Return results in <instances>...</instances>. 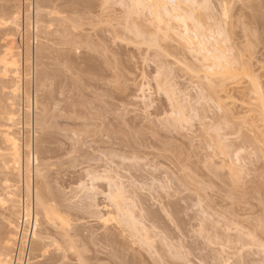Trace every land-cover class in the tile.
<instances>
[{"label": "rangeland", "instance_id": "1", "mask_svg": "<svg viewBox=\"0 0 264 264\" xmlns=\"http://www.w3.org/2000/svg\"><path fill=\"white\" fill-rule=\"evenodd\" d=\"M36 2L0 0V63L14 42L21 77L5 78L0 64V259L13 260L24 199L33 206L29 189L36 187L54 214L40 218L41 240L35 247L31 241L29 264H264V25L248 21L262 4H241L245 19L235 22L232 36L245 42L243 58L233 61L232 75L210 78V89L203 73L176 72L182 58L191 64L188 54L176 53L177 69L165 58L151 60L145 46L137 57V46L123 40L130 35L119 25L118 0H42L39 33L33 31ZM12 15L21 28L10 29ZM207 24L204 30L215 27ZM164 63L174 71L161 70ZM7 111L22 126L13 128L22 158L30 162L26 141L37 150L40 176L27 172L25 182L3 166ZM27 162V171L35 168ZM113 183L124 189L136 224L108 215ZM133 224L144 229L136 232ZM108 233L115 235L105 239Z\"/></svg>", "mask_w": 264, "mask_h": 264}, {"label": "bare ground", "instance_id": "2", "mask_svg": "<svg viewBox=\"0 0 264 264\" xmlns=\"http://www.w3.org/2000/svg\"><path fill=\"white\" fill-rule=\"evenodd\" d=\"M12 1V0H11ZM71 1V0H70ZM108 1V0H107ZM117 1V0H116ZM2 2V1H1ZM9 2V1H8ZM48 2V1H47ZM56 2H57V0H56ZM55 2V3H56ZM60 2V1H59ZM64 2V1H63ZM69 2V1H68ZM237 2H239L240 4H237V6H235L236 8H238L239 6L238 5H240V9L239 10H237L234 6H233V4H236ZM258 2L259 3H261L262 5H259L258 4ZM6 3V2H5ZM31 3V2H30ZM35 3V2H34ZM73 3H74V1H73ZM75 3H78V2H76L75 1ZM82 3V2H81ZM90 3V2H89ZM120 4V6H122V8H123V10L121 9V15L122 16H120V15H118V16H120L121 17V19H120V22L119 21H117V23L119 22V25L121 24V27L123 26L124 27V29L126 28V33H127V35L129 36L130 35V37L128 38H125V39H123V40H127V39H129L128 41H129V43L127 44L126 42V44L127 45H131V46H133L134 44H135V46H137V50H139V48L142 50V48L145 46L146 48L145 49H143V50H146L147 52H145L144 51V55H150V58H151V60H153L154 58L157 60V61H161V63L165 60V61H168L169 60V62L167 63V65L168 64H170V65H173L174 63H177V62H179L178 61V57H175V55H176V53H177V56H180L179 54H183V55H181V56H183L184 57V55L186 56V54H188V56H190L189 58H191V59H189V62H191V64L190 65H188V66H186V65H184V63H182L181 64V61L184 59V58H186V57H184V58H182V60H180V64L178 63V67L177 68H179V69H177L176 68V64H174L175 65V67L173 66V68L174 69H177L176 70V72H178L179 71V73L181 72V74H183L185 71L188 73V72H190L191 74H193V72H194V74L195 75H199V74H202L203 73V78L205 77L206 79H208L209 81H211L208 85H210L209 86V88L210 89H212V88H214L213 86H215V84L213 83V80H211L210 78H212V77H214V76H223V78L225 77V76H227V75H232V73L233 72H231L235 67H234V65L233 64H235V63H237V62H234L233 63V61H238L239 59L238 58H240V60H241V58H243V56H242V54L240 53V52H242L241 50H243L242 48H243V46H242V44L243 43H245L244 41H241V42H238L239 40H237L239 37H237V39H235L234 37L235 36H237L238 35V33H237V35H235V33H234V36H232L233 34H232V32L235 30V28L237 27L238 28V25H236V23L235 22H240L242 19L244 20L245 18V14L246 13H244L243 12V10H244V7L245 8H247L248 6L250 7V5H252V6H254L255 4L258 6V8L257 9H255V7H254V9H252V14L249 16V18H248V21H249V23H251V25H259V26H261V25H264V0H263V2H261V0H118V2H116V4ZM7 4V3H6ZM19 4V3H18ZM65 4V3H64ZM91 4V3H90ZM241 4H242V6H244V7H242L241 8ZM254 4V5H253ZM4 5V4H3ZM2 5V6H3ZM8 5V4H7ZM42 5H44L45 6V4H42V0H37V2H36V10H34L35 12H36V14H34V15H36L35 17H36V20H35V18L33 19V20H35V21H33V31L34 32H38L39 30H38V28H39V26L40 25H38V21L37 20H39V16L41 17V13L44 11H42ZM63 5V4H62ZM92 5V4H91ZM1 6V7H2ZM34 6V5H33ZM33 6H31V7H33ZM47 6H48V4H47ZM50 6V5H49ZM53 6H55L54 5V3H53ZM53 6H52V9H53ZM58 6V5H57ZM57 6L55 7V8H57ZM61 6V5H60ZM64 6V5H63ZM62 6V7H63ZM66 6V5H65ZM119 6V5H118ZM247 6V7H246ZM35 7V6H34ZM79 7V6H78ZM87 7H89V6H87ZM91 7V6H90ZM97 7H98V4H97ZM234 7V8H233ZM18 8V7H17ZM28 8V7H27ZM60 8V7H59ZM66 8V7H65ZM70 8V7H69ZM71 8H72V6H71ZM85 8V7H84ZM93 8H94V6H93ZM96 8V7H95ZM44 9V8H43ZM46 9V8H45ZM48 9V8H47ZM63 9V8H62ZM61 9V10H62ZM67 9V8H66ZM76 9V8H75ZM85 9H88V8H85ZM98 9H99V7H98ZM241 9H243L242 10V12L240 11ZM4 10V9H3ZM54 10V9H53ZM68 10V9H67ZM72 11H70V12H73L74 10L73 9H71ZM79 11H80V9H78ZM84 10V9H83ZM88 10H91V9H88ZM93 10V9H92ZM234 10H237V12L235 11L234 12ZM248 10V9H247ZM19 11V10H18ZM31 11V10H30ZM33 11V12H34ZM95 11H96V9H95ZM238 11H240V12H238ZM245 11V10H244ZM20 13H21V10L19 11ZM18 12V13H19ZM46 12V11H45ZM50 12V11H49ZM52 12V11H51ZM60 12V11H59ZM66 12V11H65ZM89 12V11H88ZM88 12H87V14H88ZM92 12H94V10L92 11ZM92 12H90V13H92ZM250 12V13H251ZM28 13H29V11H28ZM47 13V12H46ZM55 13V12H54ZM85 13H86V11H85ZM1 14V13H0ZM4 14V13H3ZM10 14V13H9ZM16 14H17V12H16ZM43 14V13H42ZM52 14V13H51ZM70 14V13H69ZM84 14V13H83ZM234 14H236L237 16L235 17V15ZM13 15H15V13L13 14ZM13 15H12V20H11V23L9 22V24L10 25H12V27H10V29H12L13 28V26L15 27L16 26V24H18L17 23V21H18V18H19V16L17 15L16 17H13ZM23 15H25V14H23ZM54 15V14H53ZM57 15H58V13H57ZM74 15H75V13H74ZM79 15V14H78ZM89 16H90V14H88ZM1 16H2V14H1ZM10 16H11V14H10ZM45 16V15H44ZM59 16H62V15H59ZM66 16H68V15H66ZM81 16H82V14H81ZM24 17V16H23ZM42 17H43V15H42ZM52 17V16H51ZM72 17V16H71ZM117 17V16H116ZM247 17V16H246ZM6 18V17H5ZM21 18V17H20ZM27 18V17H26ZM61 18V17H60ZM63 18H64V15H63ZM235 18H236V20H235ZM11 18H9V20H10ZM29 19V18H28ZM46 19V18H45ZM48 19V18H47ZM53 19V18H52ZM58 19V18H57ZM56 19V20H57ZM65 19H67V18H65ZM65 19H62V20H65ZM70 19H72L73 20V18H70ZM1 20V19H0ZM3 20V19H2ZM8 20V21H9ZM42 20V19H41ZM49 20V19H48ZM77 20V19H76ZM118 20V19H117ZM43 21V20H42ZM66 21V20H65ZM209 21V22H208ZM3 22V21H2ZM27 22V21H26ZM41 22V21H40ZM58 22V21H57ZM57 22H55L56 23V25H57ZM61 22V21H60ZM59 22V23H60ZM63 22V21H62ZM78 22V21H77ZM49 23H51V22H49ZM66 22H64V24H65ZM68 23H69V21H68ZM206 23H209V24H211L212 25V23L215 25V27L212 25V27H213V29H215V30H213V29H210L208 26H209V24H207V27H208V29L209 30H212V31H209V30H204L203 29V27L205 28L206 27ZM237 23V24H238ZM7 25H8V23H6ZM5 24V25H6ZM25 24H27V23H25V17H24V25ZM39 24H42V23H39ZM48 24V23H47ZM52 24V23H51ZM61 24V23H60ZM71 24H74V23H72L71 22ZM80 24V23H79ZM116 24V23H115ZM234 24L236 25L235 26V28L233 29V27H234ZM243 24V22H240L239 23V25H242ZM0 25H1V23H0ZM4 25V24H3ZM4 25V26H5ZM9 25V26H10ZM19 25V24H18ZM17 25V26H18ZM30 25H32V23H30ZM69 25H70V23H69ZM76 25V23L74 24V26ZM211 25H210V27H211ZM245 25V24H244ZM2 26V25H1ZM3 26V27H4ZM16 26V27H17ZM42 26V25H41ZM52 26H54L53 24H52ZM68 25H67V23H66V27H67ZM78 26V25H77ZM116 26H118V25H116ZM115 26V27H116ZM15 27V28H16ZM19 27L20 26H18V29H19ZM43 27V26H42ZM42 27H41V29H42ZM73 27V26H72ZM119 27V26H118ZM123 27L121 28V30L123 29ZM211 27V28H212ZM244 27V26H243ZM6 28V27H5ZM21 28V27H20ZM24 28V27H23ZM26 28V27H25ZM24 28V29H25ZM30 28H31V26H30ZM47 28V27H46ZM60 28V27H59ZM75 28H76V26H75ZM79 28V27H78ZM8 29V28H7ZM14 29V28H13ZM51 29H53V28H51ZM61 29H62V27H61ZM69 29H71V27H69ZM264 29V28H263ZM1 30V29H0ZM31 30V29H30ZM38 30V31H37ZM55 30V29H54ZM67 29H65V31H66ZM128 30H129V32H128ZM8 31V30H7ZM6 31V32H7ZM11 31V30H10ZM12 31H14V30H12ZM20 31V30H19ZM18 31V32H19ZM47 31V30H46ZM115 31H118V30H115ZM120 31V30H119ZM122 31H124V30H122ZM206 31V32H205ZM207 31H209V32H207ZM249 31V30H248ZM253 31V30H252ZM4 32V31H3ZM42 32V31H41ZM40 32V33H41ZM53 32V31H52ZM60 32V31H59ZM73 32V31H72ZM216 32V33H215ZM8 33H10L9 31H8ZM39 33V32H38ZM123 33V32H122ZM129 33V34H128ZM244 33V32H243ZM242 33V34H243ZM253 33V32H252ZM2 34V33H1ZM4 34H6V33H4ZM11 34V33H10ZM21 34V33H20ZM29 34V33H28ZM50 34V33H49ZM53 34V33H52ZM57 34V33H56ZM59 34V33H58ZM60 34H62V33H60ZM68 34V33H67ZM70 34V33H69ZM68 34V35H69ZM121 34V33H120ZM132 34V35H131ZM216 34H218V35H216ZM241 34V35H242ZM9 35V34H8ZM31 35V34H30ZM35 35H36V33H35ZM38 35V34H37ZM44 35V34H43ZM46 35V34H45ZM65 35V34H64ZM72 35V34H71ZM73 35H74V33H73ZM122 35V34H121ZM121 35H120V37H121ZM223 35V36H222ZM224 35H225V37H224ZM9 36H11V35H9ZM13 36V35H12ZM11 36V37H12ZM27 36V35H26ZM53 36H54V34H53ZM66 36V35H65ZM64 36V37H65ZM123 36V35H122ZM175 36L176 37H178V38H175ZM219 36H222V37H224V38H219ZM42 38H43V36H41ZM40 37V38H41ZM55 37V36H54ZM68 37V36H67ZM66 37V38H67ZM69 37H71L70 35H69ZM118 37H119V35H118ZM231 37H233V38H231ZM242 37V36H241ZM6 38H7V36H6ZM13 38V37H12ZM15 38V37H14ZM13 38V39H14ZM37 36H35V42L37 41ZM48 38V37H47ZM50 38H51V36H50ZM73 38V37H72ZM75 38V37H74ZM121 38H123V37H121ZM9 39V38H8ZM46 39V38H45ZM45 39H44V41H45ZM54 39V38H53ZM60 39H64V38H60ZM68 39V38H67ZM66 39V40H67ZM71 39V38H70ZM118 39V38H117ZM169 39V41L168 42H166L165 40H168ZM6 40V39H5ZM11 40V39H10ZM10 40H9V42H10ZM50 40V39H49ZM48 40V41H49ZM52 40V39H51ZM74 40V39H73ZM241 40V39H240ZM2 41V40H1ZM13 41V40H12ZM15 41V40H14ZM29 41H30V39H29ZM43 41V40H42ZM42 41H41V43H42ZM43 41V42H44ZM47 41V40H46ZM57 41V40H56ZM162 41V42H161ZM164 41V42H163ZM249 41V40H248ZM3 42V41H2ZM8 42V45L11 43H9ZM25 42V41H24ZM32 42V41H31ZM34 42V43H35ZM38 42V41H37ZM61 42V41H60ZM67 43L68 44V42H66L65 40L63 41V43ZM16 43V42H15ZM39 43V42H38ZM47 43V42H46ZM53 43V42H52ZM75 43V42H74ZM134 43V44H133ZM163 43H165V44H163ZM262 43V42H261ZM13 44H14V42H13ZM13 44H12V46H13ZM28 44V43H27ZM66 44V45H67ZM70 44H72V43H70ZM5 45H7V44H5ZM17 45V44H16ZM35 45H36V43H35ZM50 45V44H49ZM63 45V44H62ZM11 45H9L8 46V48L7 47H5V48H7L6 49V51L4 52V54H2L3 56V58L1 59V63H4V65L3 66H5V69H3L2 71H4L3 73H4V75H5V78H7V79H12L13 80V78L14 79H16L17 80V78H19L20 77V75H19V67H20V64H19V59L17 60V59H15V55L17 54V52H14L13 50H15L16 51V49L14 48V47H12ZM27 46V45H26ZM30 46H31V43H30ZM40 46V45H39ZM45 46V45H44ZM43 46V47H44ZM17 47V46H16ZM34 47H36V46H34ZM48 47H50V46H48ZM139 47V48H138ZM4 48V49H5ZM26 48V47H25ZM39 48V47H38ZM37 48V49H38ZM134 48H136V47H134ZM19 49V48H18ZM41 49V48H40ZM39 49V50H40ZM45 49V48H44ZM50 49V48H49ZM241 49V50H240ZM255 49H256V47H255ZM21 50V49H20ZM26 50V49H25ZM257 50V49H256ZM28 51V50H27ZM44 51V50H43ZM47 53H48V51L47 50H45ZM2 52V51H1ZM0 52V53H1ZM38 52V51H37ZM139 52H140V54H141V51L139 50ZM15 53V54H14ZM147 53V54H146ZM152 54V56H151V54ZM19 54V53H18ZM17 54V56H16V58H18V55ZM40 55H41V53H39ZM43 54V53H42ZM143 54V53H142ZM142 54L141 55H139L138 54V56L137 57H141L142 56ZM240 55L242 56V57H240ZM180 56V57H181ZM27 57V56H26ZM41 56H39V58H40ZM146 56H144V58H145ZM149 57V56H148ZM153 57V58H152ZM169 57H170V59H169ZM28 58V57H27ZM31 58V57H30ZM150 58L148 59V60H150ZM165 58V59H164ZM167 58V59H166ZM172 58H173V60H175V58L177 59V60H175V61H172ZM188 58V57H187ZM245 58V57H244ZM142 59V58H141ZM146 59H147V57H146ZM154 59V60H155ZM164 59V60H163ZM144 60V59H143ZM240 60H239V62H240ZM21 61V60H20ZM186 61V60H185ZM188 61V60H187ZM264 61V60H263ZM29 62V61H28ZM183 62H184V60H183ZM192 62H194V63H192ZM0 63V64H1ZM21 63V62H20ZM166 63H164L165 65L161 68V70L163 69V70H166V71H169V72H172V71H174V69L172 68V67H170V66H168L167 67V65H166ZM163 64V63H162ZM185 64H188V62L186 63L185 62ZM193 64V65H192ZM183 67V69L180 67ZM183 65V66H182ZM259 65H260V63H259ZM1 66V65H0ZM184 66H186L185 68H184ZM240 66V65H239ZM257 66V65H256ZM182 69V71H180L181 69ZM240 68V67H239ZM238 68V69H239ZM245 68V67H244ZM171 69V70H170ZM173 69V70H172ZM236 69V68H235ZM241 69H242V67H241ZM252 69V68H251ZM250 69V70H251ZM263 69V68H262ZM12 70V71H11ZM183 70H184V72H183ZM237 70V69H236ZM264 70V69H263ZM241 71V70H240ZM1 72V71H0ZM185 72V73H186ZM251 72H252V70H251ZM11 73H12V75H13V73H14V77H12L11 76ZM197 73V74H196ZM242 73V72H241ZM21 78V77H20ZM204 78V79H205ZM213 79V78H212ZM11 80V81H12ZM19 80V79H18ZM18 80H17V82H18ZM6 82V81H5ZM10 82V81H9ZM8 82V83H9ZM12 82H14V81H12ZM16 82V83H17ZM20 82V81H19ZM200 83V82H199ZM202 83V82H201ZM208 83V82H207ZM206 83V84H207ZM14 84H15V82H14ZM13 84V85H14ZM16 85V84H15ZM14 85V86H15ZM18 85V84H17ZM201 85V84H200ZM207 85V86H208ZM211 86H212V88H211ZM222 87V86H221ZM221 87H219V88H221ZM10 88H12V87H10ZM16 88V89H15ZM14 89H13V95H17L18 94V92H19V86L18 87H15ZM11 90V89H10ZM225 89L223 88L222 90H221V92L222 91H224ZM20 93V92H19ZM21 94V93H20ZM15 95V96H16ZM24 95V94H23ZM13 97V96H12ZM24 99H26V97L24 98ZM13 100V99H12ZM13 102V101H12ZM24 102V101H23ZM30 102V101H29ZM14 103V102H13ZM15 105V104H14ZM29 105V104H28ZM36 105V104H35ZM10 106V105H9ZM5 108V107H4ZM9 108V107H8ZM10 108H11V106H10ZM13 108V107H12ZM178 108V107H177ZM1 109V108H0ZM27 109V108H26ZM4 110H7V109H4ZM2 111V112H6V111ZM11 110V109H10ZM27 111V110H26ZM1 112V113H2ZM8 113H9V111H7ZM11 112H13L12 110H11ZM7 113V115H5V116H7V118H5L6 120H7V122L9 123V126H8V129L6 130V129H4V130H6L5 131V137H4V143L6 144V146L8 147L7 148V150L9 151V153H8V151L6 152V155H8V156H5V154H4V156L6 157L5 159L7 160L6 161V164H2L3 166H6V168L8 169H4L5 171H7L8 173H9V175L12 177V176H15V175H17V174H21L22 175V179H23V181L25 182V176H27V172L28 173H30V175L32 174V172H33V174H32V176H35L36 174L38 175V176H40V174H39V172H40V170H38L37 169V165L38 164H40V163H38V161H39V159H38V155H37V150L35 151V149H34V147H33V144H32V141L30 140H28V141H26V145H25V140H24V144H23V147L25 146L26 148H27V154H28V159H30V162L28 161H25V156H23V158H22V155H21V144H20V139L21 138H17V136L15 137V131H13V128H15L17 125L18 126H20L21 125V123L20 122H18V120L15 118V116L13 115V114H15L16 113V110L14 109V112L15 113ZM4 114V113H3ZM177 114V113H176ZM19 116V115H18ZM17 117V116H16ZM17 118H19V117H17ZM5 121V120H4ZM6 121H5V123H7ZM83 122V121H82ZM89 122V121H88ZM17 123H19V124H17ZM25 124V123H24ZM24 124H23V128H24ZM8 125V124H7ZM6 126V125H5ZM20 127H22V126H20ZM26 129V128H25ZM20 130V129H19ZM19 132V131H18ZM29 134V133H28ZM3 135V134H2ZM20 135V134H19ZM114 136V135H113ZM25 137V136H24ZM25 139V138H24ZM30 142V143H29ZM28 143V144H27ZM5 146V145H4ZM3 146V147H4ZM5 146V147H6ZM2 147V148H3ZM24 147V148H25ZM25 148V149H26ZM37 148V147H36ZM23 151H24V149H23ZM25 154V153H24ZM264 156V155H263ZM262 156V157H263ZM8 158V159H7ZM27 160V159H26ZM21 161H22V163L23 164H21ZM25 162H27L28 163V167H29V163H31L30 165H36L35 166V168H33L32 166L30 167V169L28 168V171H27V168H26V164H25ZM88 162V161H87ZM4 163H5V161H4ZM21 165H22V167H21ZM5 168V167H4ZM97 170V169H96ZM18 172V173H17ZM20 172V173H19ZM90 173V172H89ZM92 173H94V172H92ZM96 173V172H95ZM103 174V173H102ZM29 175V176H30ZM91 175V174H90ZM96 175H97V173H96ZM95 175V176H96ZM19 176V175H18ZM28 176V177H29ZM37 176V177H38ZM94 176V175H93ZM98 179L100 178V179H102L101 178V174H99L98 176H96ZM95 177V180L97 179ZM9 178V177H8ZM16 178H17V176H16ZM30 179V178H29ZM7 180V179H6ZM12 180V179H11ZM6 183V182H5ZM28 183H29V181H28ZM30 183H31V181H30ZM6 184H8V183H6ZM113 185H114V187L116 186L114 183H113ZM119 187V186H118ZM117 186H116V188H117V191H115L116 192V194L114 193V194H112V195H110V196H108L107 198H109V201H110V204H108V205H110V207L109 208H111L110 209V211L108 212V215L109 216H111V218H113L112 216H114V215H120V216H127L129 219H128V221H131V223H133L134 222V215L132 216V214L134 213H132L131 211L132 210H130V208L127 206V204L128 203H126V200H124L126 197H124L123 196V191H124V189L123 188H118ZM9 188V187H8ZM111 188V187H110ZM13 189V188H12ZM114 189V188H113ZM123 189V190H122ZM30 190V192H29V195H31V197H33V206H32V202L28 205V200H30L29 198H28V200H27V202L28 203H26V199H27V197L24 199L25 201V203H24V205H23V217H22V221L20 220V222L18 221V220H16V221H18L19 223H23V222H25L26 224H27V226H29V224H30V229H31V231L29 232L30 234H29V241H34V243H33V246L35 245H37V244H39V242H40V240L41 239H39L41 236V234H40V226H41V217L42 216H44L45 217V219L47 218V219H50V217L54 214V212H53V214H52V209H49V207H48V203L46 202V199H45V194H44V192L43 191H40V190H38L36 187L35 188H33L32 190L31 189H29ZM116 190V189H115ZM16 191V190H15ZM12 192V191H11ZM26 193V192H25ZM109 193H110V191H109ZM126 192H124V194H125ZM11 194V193H10ZM14 194V193H13ZM12 194V195H13ZM16 194V193H15ZM8 195H9V193H8ZM11 195V196H12ZM109 195V194H108ZM10 196V197H11ZM128 196V195H127ZM12 198H13V196H12ZM124 198V199H123ZM11 199V198H10ZM129 199V198H128ZM6 200V199H5ZM8 200V199H7ZM12 200V199H11ZM125 201V203H123L124 201ZM130 200V199H129ZM129 200H127V202L129 201ZM133 200V199H132ZM13 201V203L12 202H9V203H12V204H14V202H15V199L14 200H12ZM32 201V200H31ZM6 202V201H5ZM20 202V201H19ZM16 203V202H15ZM8 204V203H7ZM17 205V204H16ZM129 205V204H128ZM12 206V205H11ZM20 206V205H19ZM18 206V207H19ZM9 207V206H8ZM13 207V206H12ZM16 206H14V208H15ZM109 208H107V210L109 209ZM12 209V208H11ZM16 210V209H15ZM12 212V211H11ZM15 212V211H14ZM17 213V212H16ZM20 213V212H19ZM18 214V213H17ZM16 214V215H17ZM15 215V216H16ZM51 215V216H50ZM10 216H12V215H10ZM13 216H14V214H13ZM55 216H56V214H55ZM59 216V215H58ZM108 216V219L110 218ZM125 216V217H126ZM9 217V216H8ZM53 217V216H52ZM51 217V218H52ZM116 217V216H115ZM124 217V218H125ZM126 217V218H127ZM11 218V217H10ZM13 219H14V217H12ZM19 218H20V216H19ZM134 218V219H133ZM46 219V220H47ZM55 219V218H54ZM60 219V218H59ZM115 219V218H114ZM131 219V220H130ZM137 219V218H136ZM11 220V219H10ZM52 220V219H51ZM50 220V221H51ZM61 220V219H60ZM104 220V219H103ZM106 220H107V218H106ZM116 220H117V218H116ZM116 220L114 221V222H116ZM125 220H127V219H125ZM138 220V219H137ZM49 221V222H50ZM105 221V220H104ZM118 221V220H117ZM124 221V220H123ZM122 221V222H123ZM128 221H124V223H126L127 225H128ZM109 222V220L107 221V223ZM121 221L119 222V223H115L116 225H119L120 224V226H122L121 225V223H122ZM140 222V221H139ZM8 223V222H7ZM106 223V224H107ZM111 223V222H110ZM131 223H129V224H131ZM135 224H136V222H134ZM105 224V225H106ZM135 224H133V226H132V230H137L136 232H139V231H141L142 229H144V228H142V227H140V228H142V229H140V228H138V225H135ZM141 224H143V223H141ZM9 225H12V224H9ZM16 225H17V223H16ZM140 225V224H139ZM112 226V225H111ZM120 226L118 227H115L116 229H120ZM136 226H137V228H136ZM10 228H11V226H9ZM105 227V226H104ZM123 227V226H122ZM152 227V226H151ZM13 228V227H12ZM15 228V227H14ZM115 228H114V230H115ZM124 228H125V226H124ZM134 228H136V229H134ZM109 229V228H108ZM150 229V228H149ZM15 230V229H14ZM113 230V229H112ZM17 231V230H16ZM124 231H126L125 229H124ZM148 230L147 229H145V232H147ZM15 232V231H14ZM116 232V231H115ZM118 232V231H117ZM118 233H120V232H118ZM109 234V233H108ZM111 234V233H110ZM109 234V236L107 235V236H104V235H102V236H104L105 237V239H108V238H111V236L112 235H115V233L114 234H112V235H110ZM124 234V233H123ZM149 234V233H148ZM116 235H117V233H116ZM143 235V234H142ZM145 235V234H144ZM143 235V236H144ZM92 236V235H91ZM113 237V236H112ZM116 237V236H115ZM13 239V238H12ZM11 239V240H12ZM102 239V238H101ZM139 239V238H138ZM145 239H148L147 237H145ZM153 239V238H152ZM10 240V239H9ZM154 240V239H153ZM92 241V240H91ZM105 241V240H104ZM103 241V242H104ZM107 241V240H106ZM145 242H146V240H144ZM7 242V244H5V245H7V247H8V241H6ZM108 242V241H107ZM13 243V242H12ZM141 243V242H140ZM145 244V243H144ZM12 245V244H11ZM148 244L146 243L145 244V246H147ZM13 246V245H12ZM11 246V247H12ZM34 246V247H35ZM38 246V245H37ZM144 247V246H143ZM148 247V246H147ZM4 248H5V246H4ZM10 247H8V249H9ZM11 249V248H10ZM31 249V248H30ZM33 250H34V248H33ZM9 251V250H8ZM3 258H4V256H3ZM8 258V257H7ZM6 258V260H1V263L0 264H11V263H9V259H7ZM29 260H30V258L28 259V262H27V264H29ZM11 261V260H10Z\"/></svg>", "mask_w": 264, "mask_h": 264}, {"label": "built area", "instance_id": "3", "mask_svg": "<svg viewBox=\"0 0 264 264\" xmlns=\"http://www.w3.org/2000/svg\"><path fill=\"white\" fill-rule=\"evenodd\" d=\"M30 231H31L30 224L29 226H27L25 222L20 223V228L14 248L12 264H27L28 259L30 258V246H31V241H29Z\"/></svg>", "mask_w": 264, "mask_h": 264}]
</instances>
